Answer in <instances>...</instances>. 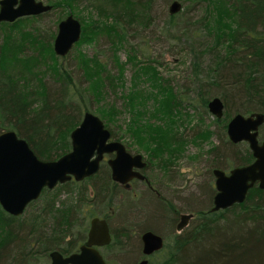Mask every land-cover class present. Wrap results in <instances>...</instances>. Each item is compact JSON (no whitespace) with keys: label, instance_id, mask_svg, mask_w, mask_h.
Instances as JSON below:
<instances>
[{"label":"trees","instance_id":"16d2710c","mask_svg":"<svg viewBox=\"0 0 264 264\" xmlns=\"http://www.w3.org/2000/svg\"><path fill=\"white\" fill-rule=\"evenodd\" d=\"M132 1L146 7L142 16L154 20L149 13L155 0ZM171 1L163 0L166 6ZM182 1L203 5L207 12L195 18L184 13L171 14L169 10V25L160 34L177 39L181 33L188 38L192 56L188 84L184 82L181 87L174 86L173 81L164 77L151 59L134 62L135 75H147V80L152 83V92L146 94L144 88L141 100H153L156 113L163 114L172 123H176V118H181L191 106L197 105L196 108L207 112L212 98L218 96L224 101V116L216 118L219 143L210 149L214 162L209 173L213 175L214 168L227 170L254 160L248 143L235 144L229 140L227 123L235 113H264V0ZM223 3H227L236 15V25L228 32L215 25L220 22L217 19V15L220 17L218 7ZM61 5L72 6V2H54L53 7ZM47 13L0 25V133L14 130L19 137L27 140L39 158L54 160L71 150V131L80 124L86 111L93 112L86 104V95L89 101L94 98L100 102L107 86L116 85H112L115 77L118 81L122 80L124 63L116 57L118 73L111 76V70L98 58H84L82 69L87 85L82 82L77 84L71 72L55 60L53 42L56 34L37 25L23 28L26 20L39 19ZM111 15L112 24L106 28L97 24L92 27L91 33L108 29L114 32L119 43L127 37L125 22H122L121 13ZM127 22L131 23L130 20ZM112 42L116 44L114 40ZM134 57L137 59L138 56L130 55L129 62ZM51 62L55 64L51 66ZM49 69L54 71L53 77L62 79L61 84L43 78L42 74ZM150 69L152 75L149 74ZM137 98L140 99L139 95L131 92L126 96V105L134 107ZM95 112L111 130L112 137L120 140L112 129L116 112L119 113L117 106L113 103L99 105ZM154 127L156 129L149 134L150 139L159 143L167 140L164 127ZM140 129L142 127L133 119L130 130L136 137H139ZM175 135V141L169 143L177 144L183 138L178 133ZM261 137L264 139V136ZM225 163L228 165L225 166ZM214 191L210 186L206 193V197H212V202ZM64 193L68 194L67 198L62 197ZM113 193L126 196L129 191L112 179L110 167L104 162L92 177L79 182L70 180L52 190L45 189L21 216L8 214L0 205V264H37L44 258L50 261V252L54 250L65 254L76 252L87 238L89 219L96 216V206L107 201L110 203ZM125 196H121L122 206L129 210L124 208L120 218H126V212L138 200V197ZM154 196L153 200L167 209L172 227L174 220L171 213L175 209L170 203L167 206L163 204L161 197ZM141 197L139 206H145ZM32 207L35 210L28 215ZM204 207L194 208L190 226L175 234L171 244H165L169 253L167 258L157 262L149 260L148 264H264V189L254 186L245 202L225 210L212 212L211 207ZM146 216L145 213V219ZM144 221L138 231H159L143 226ZM132 229L122 227L115 231L106 249L111 250L116 244L130 245V241L134 245L136 239L132 237ZM105 257L109 262L107 255Z\"/></svg>","mask_w":264,"mask_h":264},{"label":"rangeland","instance_id":"374dc122","mask_svg":"<svg viewBox=\"0 0 264 264\" xmlns=\"http://www.w3.org/2000/svg\"><path fill=\"white\" fill-rule=\"evenodd\" d=\"M40 1L53 6L54 2H61L62 0ZM173 1L167 6L164 5L163 0L153 1L149 14L153 16L154 20H148L145 16H142L146 11V7L142 6V4H136L132 0H71L72 6L61 5L53 7L52 10L42 15L39 19L31 18L26 20L23 26V28L26 26L30 28V26L37 25L57 34L58 23L69 14H73L80 19L83 28L86 29L82 34L81 40L66 56H57L55 53L57 64L60 63L62 67L71 72L77 84L82 82L84 86L87 85L85 82L86 76L82 69L84 58H98L106 65L107 69L111 70L109 73L111 76L118 73L115 58L118 57L124 63L122 80L118 81L115 77V82L113 81L112 85L115 83L116 85L111 86L109 84L107 86L106 91L102 93L103 97L100 96L101 99L103 98L100 102L94 98L89 101L88 95H86V104L92 108L91 110L94 113H96V107L99 105L113 103L117 106L119 113L116 112L115 123L112 125L114 133L118 138L120 137V141L129 150L143 154L149 163L145 174L149 177L153 186L161 193L162 203L165 205L170 203V206H173L175 211L171 213L169 210L174 220L171 227V220L167 217V209L161 203L153 200L154 197L156 198L154 192V194L149 193L148 188L140 184H137L132 191L133 194L139 193L138 196L128 193L125 197L130 196L135 199L138 197L139 200L142 196L141 199L145 206H139V201L137 200L132 209L126 212V218H120L123 215L122 211L124 208L129 210L126 209V206H122L121 193L117 195L113 193V200L111 199L110 203L107 201L105 204L97 205L95 208L96 216L108 218L112 233L117 232L122 227H131L133 228L132 237L136 239L134 240V245L130 241V245L125 246L115 243L116 245L111 250L103 248L102 252L107 255L108 264H135L144 257L141 235L150 229L138 230L141 229L140 223L144 221L145 213L147 216L143 226L159 230L156 233L164 237L167 245L171 244L175 234L181 233L188 228L194 218L190 220L187 227L182 231H178L176 225L179 221V214L194 213V208L213 206L212 197H206V193L210 186L215 190L213 195L216 193L215 177L209 173V169L212 168L214 162L210 149L219 143L215 115L209 109L204 112L196 108L197 105H195V107L191 106L187 109L189 116L184 113L181 118H176V123H172L163 114L156 113L153 100L149 99L147 102L146 100H141L144 88L146 89V94L152 92V83L147 80V75H135L136 67L134 62L151 59L153 65L156 66L163 76L173 81L172 84L174 86L181 87L184 82H187L192 60V56L189 53L188 38L181 33L178 34L179 37L177 39L160 34V31L169 25L167 23V15ZM178 1L182 4L178 13L199 18L207 12L203 5H196L182 0ZM116 12L123 15L122 22H125L124 30L127 32L125 39H121L118 43V39L114 37V32H109L108 29H101L97 34L91 33L92 27L97 24H99L100 28H106V26L112 24L113 15L111 14ZM218 14L220 17L217 15V19L220 22L217 21L215 25L221 28L223 32H228L229 28L235 27L236 15L227 3L219 5ZM129 20L131 23L127 22ZM113 40L116 42L114 45ZM130 55L138 57L137 59L134 57V60L129 62ZM50 64L53 66L55 62ZM14 71L17 73V69ZM152 73L153 71L150 69L149 74L152 75ZM42 76L48 82L62 83L61 78L56 79L53 77V70L49 69ZM106 82L108 81L106 80ZM131 92L138 94L140 97V99L137 98L135 101L134 107L126 105V96ZM133 119H136L138 125L142 127L139 137H136L134 132L130 130ZM155 125L164 127L162 129L166 133L167 140H161V143H159L160 141L157 142L150 139L149 134L156 129ZM263 129L264 124L260 128L261 136H264L262 133ZM176 133L183 138L177 144L169 143L170 141H175ZM262 140L264 139L262 138ZM225 164V166L228 165V163ZM228 170L230 169L226 171ZM67 195V193H64L62 197L67 198ZM196 199L203 201L197 202L195 201ZM34 210L35 208L33 207L29 209L28 215ZM126 213L124 211V214ZM165 246L161 251L155 253L156 255L153 254L154 256L147 257L148 260L157 262L167 258L169 253ZM49 263L50 261L47 258L37 262V264Z\"/></svg>","mask_w":264,"mask_h":264},{"label":"water","instance_id":"95a60500","mask_svg":"<svg viewBox=\"0 0 264 264\" xmlns=\"http://www.w3.org/2000/svg\"><path fill=\"white\" fill-rule=\"evenodd\" d=\"M182 4L174 0L170 13L180 11ZM51 4L40 0H0V25L15 22L26 16H38L52 10ZM83 24L73 14L58 23L53 46L57 56H66L81 40ZM209 111L221 119L225 103L220 97L208 103ZM264 124L263 112L236 113L227 123V135L231 142H246L254 160L246 165L235 166L226 171L214 168L216 193L212 212L225 210L245 202L249 191L256 185L264 189V140H260V128ZM71 150L54 160H43L37 156L27 140L14 130L0 133V205L8 214L21 216L28 206L37 201L45 189L52 190L70 180L83 181L98 173L105 155L108 159L112 179L119 184L145 176L136 170L147 165L141 153L132 154L126 145L112 139L111 130L100 116L86 111L78 126L70 134ZM194 213H183L177 225L182 231L188 226ZM142 253L149 257L165 246L164 237L153 230L141 235ZM112 242L110 226L106 218L95 216L90 221L88 238L77 252L64 255L59 250L50 252V264H108L99 247ZM145 258L135 264H148Z\"/></svg>","mask_w":264,"mask_h":264},{"label":"flooded vegetation","instance_id":"af4514ba","mask_svg":"<svg viewBox=\"0 0 264 264\" xmlns=\"http://www.w3.org/2000/svg\"><path fill=\"white\" fill-rule=\"evenodd\" d=\"M112 139H114L113 137H112ZM116 140V139H115ZM260 140L262 141V139L260 138ZM127 147V146H126ZM127 150L130 152V153H132L133 155L134 154H137V152H132L131 150H129L128 149V147H127ZM143 155V154H142ZM115 155H114V153H112V154H107V155H105V157H104V160L102 161V163H107L108 164V159L109 158H112V157H114ZM144 160L147 162V165L144 167V168H141V169H138V168H135L136 170H138L139 172H141L144 176H145V178H143V179H141V178H137V177H135L134 179H132L130 182H129V185L127 186L126 184H120L121 186H123L124 187V189H126L127 191H129V193L130 194H132V195H135V196H137L139 193H132V191H133V188H135V186L137 185V184H140V185H143V186H146L148 189H150L151 191H153L157 196H159V197H161V193L159 192V190L158 189H156L154 186H153V184H152V182L150 181V179H149V177L145 174V171L147 170V168L149 167V163H148V161L145 159V157H144ZM101 163V164H102ZM109 166V165H108ZM110 167V166H109ZM110 170H111V168H110ZM111 173H112V171H111ZM119 184V183H118ZM122 197H124L125 196V194H122L121 195ZM183 214V213H182ZM182 214H179V221L177 222V225H178V223L180 222V220H181V215ZM101 218H103V217H101ZM107 219V221H108V223H109V220H108V218H106ZM177 225H176V228H177ZM109 226H110V224H109ZM110 231H111V227H110ZM111 234H112V240H113V233H112V231H111ZM87 238H88V235H87ZM87 238L81 243V245L83 244V243H85L86 242V240H87ZM111 244V243H110ZM109 244V245H110ZM80 245V246H81ZM143 245V244H142ZM79 246V247H80ZM108 245H105V246H101V247H99V250L101 251V253L103 254V252H102V249L103 248H106ZM78 250H79V248H78ZM77 250V251H78ZM76 251V252H77ZM61 253H63V252H61ZM74 253V252H73ZM64 255H69V254H65V253H63ZM70 254H72V253H70ZM103 256H104V258L106 259V261H107V258L105 257V255L103 254ZM143 256H144V254H143ZM147 258V257H146ZM143 259H145V256L141 259V260H143ZM140 260V261H141ZM139 262V261H138ZM50 263H51V257H50ZM49 263V264H50ZM107 263H108V261H107Z\"/></svg>","mask_w":264,"mask_h":264}]
</instances>
